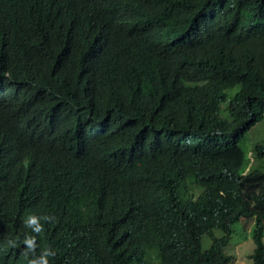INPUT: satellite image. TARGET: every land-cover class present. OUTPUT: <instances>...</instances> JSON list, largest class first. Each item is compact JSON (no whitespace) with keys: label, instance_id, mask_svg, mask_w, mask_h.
Instances as JSON below:
<instances>
[{"label":"trees","instance_id":"16d2710c","mask_svg":"<svg viewBox=\"0 0 264 264\" xmlns=\"http://www.w3.org/2000/svg\"><path fill=\"white\" fill-rule=\"evenodd\" d=\"M55 1L0 0V264H230L224 249L240 220L252 225L251 264H264V141L242 147L264 120V0H232L243 21L221 33L228 60L203 67L218 74L181 98L192 110L184 127L168 124L146 100L148 78L132 75L170 27L158 16L159 0L136 30L116 24L117 2L78 0L61 15L67 28L98 29L81 31V40L54 30L57 19L41 14ZM178 32L176 45L192 40L191 29ZM239 50L246 60L233 70ZM220 62L228 69L219 71ZM193 63L200 66V58ZM36 79L69 86L74 104L52 106L48 89L33 90ZM109 85L137 101V120L102 109L100 122L89 104ZM155 129L178 139L159 143ZM131 131L135 137L127 139ZM146 159L160 161L157 174L129 190L125 173ZM26 247L23 259L19 250Z\"/></svg>","mask_w":264,"mask_h":264},{"label":"clouds","instance_id":"9594fccd","mask_svg":"<svg viewBox=\"0 0 264 264\" xmlns=\"http://www.w3.org/2000/svg\"><path fill=\"white\" fill-rule=\"evenodd\" d=\"M49 1L51 0H45V4H48ZM156 1L113 0L114 4L117 2L116 9L119 14L116 24L125 29H129L132 25H135L131 30H136L144 21L150 18L152 15L151 7ZM35 2L39 6L44 4L41 0H35ZM76 3H78V0H56L53 9L47 8L48 11H41V14H47L57 19L56 23H50L51 28L54 30L61 29L63 30V34L70 32L67 33L68 36L76 35L77 39L81 40V38H86L83 33L80 34L81 31L84 30L87 34L92 35L96 34L98 29L89 28L84 25L68 28L63 26L61 13L66 12L69 5ZM98 6L104 8L100 2H98ZM219 6L223 10L218 12ZM236 9L242 11L237 3ZM237 10L234 9V2L232 0H159L158 16L160 19L170 22V27L158 49L144 56L136 63L134 74L132 75L135 78H148V90L145 92L147 94L146 100L147 98L152 99L157 108L167 116L166 121L168 124L184 127L192 122V110L181 98L195 90L204 76L209 77L210 75L218 74L215 70H207L203 67L209 63L215 65L212 61L213 59L227 58L229 52H223L225 50V43L221 39V33L223 28L230 24H232V28H236L241 24L243 15H239ZM20 18L25 26L30 27V24L23 17ZM183 29L192 30L191 37H189L192 40L181 47V44L176 45V41H180L182 36L175 33H179L178 31ZM113 49L114 47L111 44L104 52L107 50L112 51ZM237 55H240L237 60L230 63L233 65V70L240 69L246 60L245 52L239 50ZM196 58H200V66L193 63V60ZM218 67L219 71L228 69L226 64H222L221 62ZM234 88L229 90V94L233 95L238 91L232 93ZM45 89H48L51 93L52 106L74 104L76 93H73L71 88L65 86L61 81L34 80L33 90L36 93L38 91L42 93ZM126 97L129 99V102L122 103ZM89 105L100 122L105 116L102 109L108 110L118 120L126 117H132L137 120L138 116L134 110L140 106L132 98V95L128 94V91L110 85L105 93L98 94L96 92ZM108 105H113L127 113L118 112ZM135 120L132 121L131 126L136 125ZM148 121L149 124L150 120ZM124 127L130 126L125 125ZM81 131L84 138L89 137L90 130L88 127H84ZM76 134L78 133H74L72 136L76 137ZM154 135L159 143L168 141L169 135L178 139L176 133L164 129H155ZM95 136L92 135L87 142L89 143ZM195 136L196 134L184 143L193 141ZM125 137L133 139L135 133L132 131L127 132ZM65 140L66 138H61L60 142L65 145L67 143ZM159 163L160 161L147 159L133 162L124 175L125 186L131 190L139 188L140 183L142 184L141 186L145 185L157 174ZM29 250V247L20 249V257L23 259L28 257ZM232 257L233 260L230 264L234 263V259L236 258ZM9 259L12 260L10 257Z\"/></svg>","mask_w":264,"mask_h":264},{"label":"rangeland","instance_id":"374dc122","mask_svg":"<svg viewBox=\"0 0 264 264\" xmlns=\"http://www.w3.org/2000/svg\"><path fill=\"white\" fill-rule=\"evenodd\" d=\"M238 87H235L232 93H235ZM264 141V121L259 124L256 128L251 130L244 139L242 147L250 151L254 145ZM241 220L234 224L233 233L231 235V240L227 246L225 253L236 257L234 263L232 264H251L249 256L253 251V241H252V225L251 223L240 224ZM217 237L222 236L219 231L214 232ZM202 246L206 250L209 248L210 241L206 236L202 237ZM264 243V236H263Z\"/></svg>","mask_w":264,"mask_h":264}]
</instances>
